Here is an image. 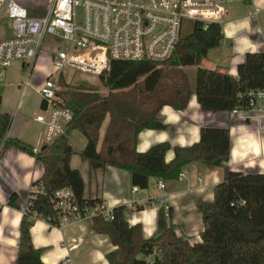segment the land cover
I'll list each match as a JSON object with an SVG mask.
<instances>
[{
	"label": "trees",
	"instance_id": "16d2710c",
	"mask_svg": "<svg viewBox=\"0 0 264 264\" xmlns=\"http://www.w3.org/2000/svg\"><path fill=\"white\" fill-rule=\"evenodd\" d=\"M223 42L221 26L210 24L205 30L199 23L180 39L173 56L163 63L111 61L108 76H98L105 95L97 88H69L58 77L64 90L58 95L72 114L64 135L37 153L20 140L7 137L12 117L0 113V157L10 147L35 159L43 168L34 182L22 211L14 264H43L40 250L32 243L29 230L35 220L50 227L56 225L51 198L62 188H69L81 211L102 204L98 198L84 197V183L77 169L70 167L74 154L68 143L72 131L79 132L85 146L79 153L91 171L112 167L129 176L131 187L145 190L151 180L175 181L183 167L198 163L221 168L223 181L213 189V200L195 201L201 215V242L189 244L175 235L170 222L171 209L157 216V233L145 239L141 227L130 226L125 207L111 210L110 220L91 218L95 233L106 235L114 251L106 255L108 264H264V174H241L228 168L229 132L226 128H201L199 141L189 147H174L173 158L165 162L170 150L166 143L152 146L144 153L135 149L142 130H163L157 114L162 107L181 111L187 106L192 90L204 112L249 111V91H264V51L246 53L235 76L221 69H204L201 63L208 53ZM166 66L172 69L166 70ZM195 67L194 87H190L181 69ZM170 71L172 88L167 96L154 102L160 84ZM108 119V127L99 146V131ZM17 195H10L7 206L16 210ZM150 259V263L147 262Z\"/></svg>",
	"mask_w": 264,
	"mask_h": 264
},
{
	"label": "crops",
	"instance_id": "0c3cea01",
	"mask_svg": "<svg viewBox=\"0 0 264 264\" xmlns=\"http://www.w3.org/2000/svg\"><path fill=\"white\" fill-rule=\"evenodd\" d=\"M52 1L17 0L28 16L33 18L43 17ZM242 5L244 13L231 18L227 15L220 25L223 47L220 45L209 52L221 51L218 59L206 69L218 68L235 76L236 68L243 62L246 53L264 51V0H251ZM254 11L259 12L257 17L252 16ZM1 24L2 36L7 32L10 35L9 22L5 19ZM6 76L7 72L4 82L0 84V91L8 87ZM42 81L36 84L35 93ZM20 92L22 94L23 90ZM35 110H40V97ZM19 112L20 102L12 111L1 104V113L12 117L7 137L39 148L42 127L33 121L36 115L24 122ZM157 118L165 129L139 132L135 145L138 153H144L156 144L166 143L170 150L165 154V162H170L173 158L172 149L196 144L201 128H226L229 132L228 168L241 174H264V113L251 110L204 112L200 109L195 94L191 92L185 109L176 111L165 106L159 110ZM107 127L108 119L100 127L98 149ZM68 143L74 152L69 164L80 173L85 198H98L110 210L124 206L126 221L130 226H140L145 239L157 233L159 211L166 216L168 209H171L170 222L175 235L186 239L191 245L201 242L199 235L203 224L201 215L195 208V201L213 200L214 187L223 181L224 173L221 168L189 164L181 170V180L163 182V189L157 187V180H151L147 189L137 188L138 191L132 193V189L136 187H131L126 172L112 167L91 171L87 162L81 160L79 153L86 142L79 132L72 131ZM42 173V166L33 157L15 148L6 149L0 157V264L15 263L22 211L32 185L40 179ZM12 194L17 195L19 210L7 206ZM29 234L33 247L40 250L43 264H108L106 255L115 249L106 235L93 231L90 218L61 228L50 227L44 221L35 220Z\"/></svg>",
	"mask_w": 264,
	"mask_h": 264
},
{
	"label": "built area",
	"instance_id": "2783aa9c",
	"mask_svg": "<svg viewBox=\"0 0 264 264\" xmlns=\"http://www.w3.org/2000/svg\"><path fill=\"white\" fill-rule=\"evenodd\" d=\"M250 1L53 0L43 17L33 18L15 0H0V22L4 15L10 25V35L0 38V84L14 62H21L23 69L32 73L43 42L53 41L48 55L59 73L44 79L37 88L40 110L33 118L42 127L40 147L49 146L65 134L73 117L58 95L61 72L74 70L101 76L109 70L111 61L166 62L175 53L186 24L199 23L204 30L210 24L220 25L228 15L227 5ZM258 14L254 11L252 16ZM247 96L249 110L264 113V91H249ZM182 177L180 173L178 180ZM157 187L163 189V181L158 179ZM137 191L133 188L131 192ZM51 206L57 228L95 216L105 221L111 218V210L103 204L81 211L69 188L54 193ZM147 262H151L149 258Z\"/></svg>",
	"mask_w": 264,
	"mask_h": 264
},
{
	"label": "rangeland",
	"instance_id": "374dc122",
	"mask_svg": "<svg viewBox=\"0 0 264 264\" xmlns=\"http://www.w3.org/2000/svg\"><path fill=\"white\" fill-rule=\"evenodd\" d=\"M15 1L17 2V0ZM242 4L244 3H232L227 5L226 10L228 17L230 16L231 18L237 14L241 15L242 13H244L245 8ZM221 20L222 22L220 23V25L224 22L225 19L222 18ZM1 21L2 23L5 21L4 15L2 16ZM2 27L3 25L0 22V37L8 35L7 32L5 33V35L2 36ZM192 30L193 24H186L182 29V37L190 34ZM52 44V40H46L43 42L41 47V53L35 61L33 73H29L28 70L21 69V62H14L12 67L8 68L6 71V84L8 85V87H6L4 91H0L2 99L1 104L5 108L8 107L9 111H12L16 107L17 103L20 102L21 112L19 113L23 118L24 122H28L29 120H31V117L39 114V112H36L35 110V106L37 105L39 98V96L35 93L36 84H38V82H40L41 80L47 79L49 77L55 78L59 73L52 66L48 55L53 50ZM221 46L223 47V45ZM61 47L65 48L66 45L62 43ZM220 52L221 51L217 50L209 53L207 59L201 63L200 67L204 69L209 67L211 65L210 63H213V61H216L218 59ZM165 69L170 70L172 69V67L166 66ZM195 69V67L181 69L182 73L185 75L192 89L194 86ZM171 72L173 71H170V73L163 78L162 83L159 87V91L155 94L154 99L151 102V106L159 98L167 96L165 92H169V90L172 88V82L175 79H173V77L171 76ZM60 75L64 83L67 84V86L71 89L80 87L82 89L87 90L90 87H93L97 88L100 94L102 95H105L108 92L107 89L104 88L102 82L98 79V76H95L93 74L83 73L74 70H64L60 73ZM59 87L60 92H62L64 90V87L61 85V83H59ZM21 90H23L22 94L20 92ZM192 93H194L193 90Z\"/></svg>",
	"mask_w": 264,
	"mask_h": 264
},
{
	"label": "water",
	"instance_id": "95a60500",
	"mask_svg": "<svg viewBox=\"0 0 264 264\" xmlns=\"http://www.w3.org/2000/svg\"><path fill=\"white\" fill-rule=\"evenodd\" d=\"M102 77H107L108 76V71H104L102 74H101Z\"/></svg>",
	"mask_w": 264,
	"mask_h": 264
}]
</instances>
